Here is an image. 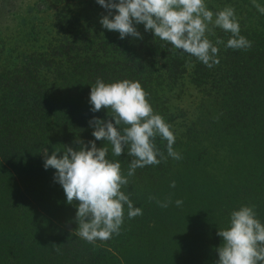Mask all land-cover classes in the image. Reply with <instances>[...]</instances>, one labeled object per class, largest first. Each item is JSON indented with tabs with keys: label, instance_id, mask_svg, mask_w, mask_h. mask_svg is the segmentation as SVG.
<instances>
[{
	"label": "trees",
	"instance_id": "16d2710c",
	"mask_svg": "<svg viewBox=\"0 0 264 264\" xmlns=\"http://www.w3.org/2000/svg\"><path fill=\"white\" fill-rule=\"evenodd\" d=\"M53 1L40 24L21 22L20 39L0 32L15 42L8 52L16 60L0 66V264H217L226 205H255L264 223V14L253 0H207L213 11L233 6L253 45L227 48L231 34L215 29L209 38L225 44L219 65L208 68L143 24L136 25L142 39H120L101 25L108 13L97 0ZM98 78L140 81L155 112L174 126L182 159L138 168L123 190L143 215L128 219L125 211L121 234L92 244L74 233L78 202L67 203L43 151L95 140L89 121L111 115L91 111ZM186 82L200 95L193 121L171 105ZM179 118L190 124L177 127ZM156 143L167 156V142ZM108 158L125 172L133 159L127 150L120 157L110 150ZM169 198L167 208L156 203Z\"/></svg>",
	"mask_w": 264,
	"mask_h": 264
},
{
	"label": "clouds",
	"instance_id": "9594fccd",
	"mask_svg": "<svg viewBox=\"0 0 264 264\" xmlns=\"http://www.w3.org/2000/svg\"><path fill=\"white\" fill-rule=\"evenodd\" d=\"M97 3L108 13L100 20L101 25L118 32L120 39L128 36L142 39L136 25L143 24L156 38L194 56L208 68L219 65V46L225 44L222 39L209 38L217 28L231 34L227 48L247 50L253 46L241 35L239 18L231 5L213 11L207 0H97ZM253 5L264 14V6L256 0ZM149 97L150 93L138 80L106 83L98 78L91 86V111L107 109L111 115L107 120L94 117L89 121L95 140L87 144L77 140L79 150L63 146V151L55 148L50 156L44 149L45 169L56 170L55 180L62 186L67 203L78 202V229L74 233L89 243L120 235L125 211L128 219L143 215L141 208L134 207L131 193L123 190L138 168L159 165L169 157L182 159L173 147L174 126L155 112ZM157 137L167 142V156L157 146ZM96 141L107 143L97 147ZM110 150L114 157L127 150V155L133 158L126 172L119 160L108 158ZM175 186L173 181L171 187ZM154 199L149 196L150 201ZM156 203L167 208L171 199ZM175 204L180 207L183 201L177 199ZM218 235L223 243L217 249V264H264V223L258 218L255 205H242L232 211L228 226L219 229ZM56 250L59 251V246Z\"/></svg>",
	"mask_w": 264,
	"mask_h": 264
},
{
	"label": "rangeland",
	"instance_id": "374dc122",
	"mask_svg": "<svg viewBox=\"0 0 264 264\" xmlns=\"http://www.w3.org/2000/svg\"><path fill=\"white\" fill-rule=\"evenodd\" d=\"M258 1L264 4V0ZM50 5L51 7L49 8ZM54 9L55 5L53 0H0V32L8 38L12 37V40L20 39L25 33V31L23 32L21 30V22L28 20L31 26L39 22L38 19L40 18H49L50 12H53ZM40 23L41 22H39V24ZM36 26L39 25L37 24ZM8 38L0 35V40H3V42L0 43V66L7 65L12 67L16 60L14 57H11L8 51L11 50V47L15 48V45H13L15 42H4L5 39L7 40ZM13 55L15 56V54ZM198 104H200V95L195 87L188 82L184 84V87L175 91V97L171 101L174 111H176L177 108L180 109L191 121H193V119L197 120L199 117ZM189 122L188 120L183 121L179 118L176 125L177 127H181ZM207 146L208 144H206V147ZM51 171L52 175H55L56 172H54V169H51ZM231 207V205H226L224 208L225 210L227 209L228 212L226 218H224L226 219L227 226L230 221V214L233 211Z\"/></svg>",
	"mask_w": 264,
	"mask_h": 264
}]
</instances>
